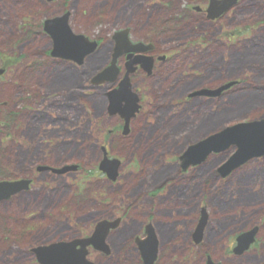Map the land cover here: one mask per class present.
Here are the masks:
<instances>
[{
  "label": "rangeland",
  "instance_id": "rangeland-1",
  "mask_svg": "<svg viewBox=\"0 0 264 264\" xmlns=\"http://www.w3.org/2000/svg\"><path fill=\"white\" fill-rule=\"evenodd\" d=\"M206 5L0 0V181L24 176L32 164L79 166L60 177L40 174L30 190L0 202V264H36L32 248L89 236L99 220L118 217L110 253L89 248L93 264H144L136 240L148 223L158 240L156 264H264V157L227 178L218 170L233 147L187 172L180 167L196 142L264 119V0H242L216 21L186 10ZM67 12L76 35L100 43L81 65L49 56L54 41L44 24ZM124 29L133 42L170 54L150 77H131L142 109L126 135L119 116L109 114L117 83H92L109 68L113 36ZM229 80L240 84L220 97L187 99ZM104 148L121 161L116 181L98 169ZM202 207L208 221L196 243ZM256 225L257 242L232 254L237 235Z\"/></svg>",
  "mask_w": 264,
  "mask_h": 264
},
{
  "label": "water",
  "instance_id": "water-1",
  "mask_svg": "<svg viewBox=\"0 0 264 264\" xmlns=\"http://www.w3.org/2000/svg\"><path fill=\"white\" fill-rule=\"evenodd\" d=\"M239 0H210L208 9L209 18L216 19L223 13L234 7ZM70 13L62 17L48 20L45 23V30L54 41V50L52 56L64 60L74 61L79 64L83 59L95 52L97 43L89 41L82 35H76L69 26ZM116 47L114 48L113 61L111 66L102 74L98 75L93 83L102 85L105 83L116 82L119 74L117 60L119 57L129 53L128 72L125 79L120 83L117 90L108 94L110 99L109 111L111 114H121L126 121L124 134L129 132L130 120L139 110V97L132 91L129 75L134 72V66L141 64L146 71H151L153 59L141 58L137 56L132 59L134 53H144L152 46L143 44L133 45L128 39V31H123L114 36ZM236 82H230L218 89H204L196 92L192 96L220 97L222 93ZM231 147L237 150L228 162L219 169L222 178L229 176L233 171L240 168L254 158L264 157V119L248 123H239L227 127L220 132L213 134L206 139L188 147L183 156L180 157L181 168L186 172L190 167L197 166L206 161L213 153H222ZM120 161L109 159L105 152L104 160L101 162L100 170L107 174L110 180L115 181L118 177ZM47 169V168H44ZM67 170H77V166L67 167ZM60 171V172H62ZM28 181L2 182L0 183V201L7 200L11 196L28 189ZM207 210L202 209V217L195 231V241L199 243L202 239L204 228L207 224ZM119 220L115 222H100L94 234L87 239H77L68 243H57L49 247H40L34 249L38 262L40 264H93L87 260L89 246H93L97 251L109 253V247L106 244V238L111 229L117 228ZM259 228L241 234L237 238V246L234 248L236 255H242L255 242V237ZM147 238L138 240V245L142 253L144 264H155L158 253V241L155 230L152 225L146 228ZM207 264L214 263L211 259Z\"/></svg>",
  "mask_w": 264,
  "mask_h": 264
},
{
  "label": "flooded vegetation",
  "instance_id": "flooded-vegetation-1",
  "mask_svg": "<svg viewBox=\"0 0 264 264\" xmlns=\"http://www.w3.org/2000/svg\"><path fill=\"white\" fill-rule=\"evenodd\" d=\"M208 0H205V3L208 5ZM207 5H206V7H207ZM201 7V6H200ZM206 7H201V10H199V11H196L195 9H194V7H191V8H189V7H186V10L187 11H192L191 9H193V10H195L197 13H201V14H203V15H206ZM222 18V17H221ZM220 18V19H221ZM219 19V20H220ZM147 56H150V57H153L154 58V63H153V69L152 70H154V68H155V66L159 63V62H162V63H165L169 58H170V54H157L156 53V50H155V46H153L152 47V49L147 53ZM123 62V67H121L120 66V69H121V74H122V72H124V71H126L127 70V67H128V57H123L120 61H119V65H121V63ZM153 72V71H152ZM141 73H146L141 67H136L135 68V73H134V75H136V74H141ZM151 76V74H148V77H150ZM141 109H142V105H141V108H140V110H139V112H138V114L141 112ZM137 114V115H138ZM136 115V116H137ZM49 144V143H48ZM41 166H49V167H51V168H59L60 166H51V165H47V164H43V163H41V164H39V165H37V164H32L28 169H27V171H26V173H25V175L24 176H22V177H20V178H17V179H13L12 181H16V180H29V181H31V184H30V187H32L34 184H35V182H36V179H37V177L40 175V174H43V173H46V174H49V175H51V176H53V177H60V176H64V175H67V174H70V173H64V174H60V173H57V172H55V171H53V170H42V171H40L39 170V167H41ZM112 219H114V218H112ZM111 219V220H112ZM123 219V218H122ZM32 256H33V254H31ZM34 258L33 259H35V256H33Z\"/></svg>",
  "mask_w": 264,
  "mask_h": 264
}]
</instances>
